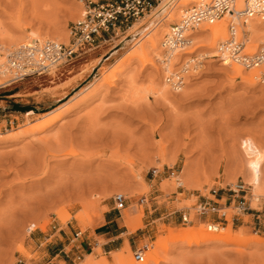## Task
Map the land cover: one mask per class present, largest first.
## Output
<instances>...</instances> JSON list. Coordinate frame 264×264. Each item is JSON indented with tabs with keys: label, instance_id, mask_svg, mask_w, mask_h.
I'll return each instance as SVG.
<instances>
[{
	"label": "rangeland",
	"instance_id": "1",
	"mask_svg": "<svg viewBox=\"0 0 264 264\" xmlns=\"http://www.w3.org/2000/svg\"><path fill=\"white\" fill-rule=\"evenodd\" d=\"M101 1L0 0V34L7 42L17 35L29 39L27 34L35 32L38 38L67 44L71 23L83 17L89 2ZM152 15L49 74L0 85V264H47L52 251L59 254L56 260H65L60 264H87L92 258L95 264L103 258L113 264V254L127 247L124 264L131 259L142 263L134 252L140 250L145 258L156 249L154 242L167 227L179 231L209 223L217 229L229 225L260 240L248 245L176 241L148 264H264V193L255 201L246 180L243 152L249 140L264 152L261 73L253 77L257 79L254 85L236 77L231 66L224 67L222 55H208L203 39L191 33L190 44L175 47L169 56L174 72L182 74L180 87L166 85L169 75L164 59L172 51L161 44L177 20L161 31L158 47H143L148 44L145 40L140 41L142 47L134 45L146 28L156 24L154 18L160 21L164 13ZM142 49L152 64L140 61ZM6 50L0 47V54ZM190 62L192 69L187 67ZM251 68H244V76ZM108 75H114L110 83L105 81ZM56 109L65 114L52 126L35 133L25 131L26 124ZM88 131L103 137L85 144ZM60 148L62 152L74 150L90 161L62 158ZM94 173L100 174L103 179L97 181L102 182L96 187L82 185ZM76 175H85L80 177L81 184ZM175 177L183 182L182 188L177 187ZM70 180L83 189L76 190ZM234 183H242L245 192L233 202L229 187ZM117 194L127 198L120 211L113 200ZM210 200L223 208L229 218L226 222L218 220L216 213L195 212L198 202ZM237 206L244 209L238 211ZM188 210L192 222L184 223L181 214ZM106 213L118 219L120 231H130L127 217L139 229L131 247L125 233L118 250L104 251L105 239L94 232L99 234L96 226ZM79 214L89 217V226L77 218Z\"/></svg>",
	"mask_w": 264,
	"mask_h": 264
},
{
	"label": "built area",
	"instance_id": "2",
	"mask_svg": "<svg viewBox=\"0 0 264 264\" xmlns=\"http://www.w3.org/2000/svg\"><path fill=\"white\" fill-rule=\"evenodd\" d=\"M164 1L165 8H172L183 0H104L89 2L81 19L71 23L69 27V41L67 44L57 43L50 39H34L28 44L21 43L0 54V73L10 75L9 83H14L30 75L49 74L60 65L72 58L85 54L97 47L100 43L108 42L118 33L129 29L138 21L154 12ZM229 15L227 27V40L222 47H234L233 54L240 55L249 41V32L240 29L239 23L245 25L248 19L258 18L264 23V0H198L188 4L182 9L179 19L171 24L170 33L166 34L162 47L171 51L176 46L189 45L192 40L191 33L196 31L200 24L211 22ZM258 57L264 58V44H261ZM242 57V56H241ZM245 57V56H244ZM243 63V61H242ZM247 67H251L247 64ZM264 81V73H261ZM157 174V171H154ZM177 187L182 188L180 180ZM230 196L234 198L245 192L242 183H234L229 187ZM222 199V198H221ZM115 209L120 211L126 206L127 198L117 194L113 198ZM145 200H143L144 202ZM238 211L244 208L235 207ZM198 214L216 213L217 219L227 221L223 208H217L216 203L200 201L195 206ZM184 223L192 222L190 211L181 214ZM215 227V224H208ZM78 235V234H77ZM134 258L142 261V252L136 250Z\"/></svg>",
	"mask_w": 264,
	"mask_h": 264
},
{
	"label": "bare ground",
	"instance_id": "3",
	"mask_svg": "<svg viewBox=\"0 0 264 264\" xmlns=\"http://www.w3.org/2000/svg\"><path fill=\"white\" fill-rule=\"evenodd\" d=\"M195 1H198V0H183V1H181L180 3H178L176 6H174L172 8H165V7H163L164 6V1H163L157 7V9L154 12H152L153 15H155V14L163 11V13H164L163 19H161L159 21V19L154 18V21L156 22V24H153L151 26L149 25L150 27L146 28L145 32L139 37V39H137L135 41L134 45L135 44H140L139 47H142V44L140 43V41L145 40V41L148 42V44L146 43V45L143 46V47H152V48L158 47L159 44L161 43V37H160L161 36V34H160L161 31L164 30V29H168V28H166V26H168V23L171 22V21L178 20L179 17H180V15H181V13H182V9L184 7H186L188 4H190L192 2H195ZM241 1L242 0H238V5L241 4ZM152 13L150 15H152ZM228 19L230 20V17H229L228 14H226L221 19H216V20H213L211 22H204V23L200 24L199 27H198V29L196 31L192 32V33H197V37L203 39V41L205 42V44H202V46H205L206 48L208 47V50L209 51L208 52L206 51L208 55H213V56H214V54L222 55V60H223L224 67L225 66L226 67L227 66H231V69L233 70L232 72H234V75L236 77H241L242 79L247 80L251 84L254 85V84L257 83V81H256L257 79L255 80L253 77L255 76V77L258 78V76H259L260 73H264V58H260L257 55L258 52H259V49L262 48L261 47V44H264V23H262V21L259 20L256 17L251 18V19H248L247 20V23L245 25H242L241 23H239L240 29L249 32V41L246 44V47L248 48V50L245 51V52H243L240 55H234L233 54V51H232L234 47H222V45H221L222 42H224L225 40H227V37H228V34H227V30H228L227 27H228V22H229ZM158 21L160 22V24H159ZM22 28H23V26H22ZM5 33H8V32H5ZM34 33L35 32H29V34H27V37L28 36H31V38H29V39L28 38L27 39H24L23 35L20 36V37H18V35H17V38H13V39L11 38V39H9V41H7L8 43L6 42V40H8V39H6L5 37H3V34L1 33L2 36L0 34V37H1L2 42L0 41L1 42L0 43V47H3V48L5 47L7 49L8 48L11 49V46L14 47V44H16V42H18L19 40H22V41L24 40L23 43L24 44H28V43L32 42L34 39H46V38H38V37H36L38 35L36 34V36H35ZM168 33H170V31ZM168 33H166V34H168ZM7 35H5V36H7ZM32 35H34L35 37H32ZM63 37H64V35H63ZM58 39H60V38L58 37ZM64 39H65V37H64ZM52 41L57 42V43H60L57 40L56 41L55 40H52ZM62 41H64V40H62ZM163 41H164V38L162 40V44L161 45H164L163 44ZM5 42L7 43L6 45H4ZM142 43H143V41H142ZM176 47H182V46H179L178 45ZM174 49H175V47H174ZM173 52L174 51L170 52L167 55V57H166L167 59H164L166 61L164 63V65H163V66H165V70L164 71L166 72L165 74H168L169 75L168 76L169 81L168 82L165 81V83H166V85H171L172 84L174 86V88H179L180 87V77H181L182 74H178L177 72H174V70L172 69L171 59L169 58V56L171 57L173 55ZM141 53L143 54V56H142V58H140V61L143 62V63L146 62V63L152 64L151 60L148 59V57H146L147 55L144 56L146 52L143 49L141 50ZM2 54L5 55L6 54V51H4ZM157 55H158V53H157ZM237 58H239L238 60L241 61V62H238ZM172 59H174V58H172ZM242 61H243V63H242ZM192 62L194 63V61H192ZM190 63H189L190 66L188 65L187 67H189L190 69H192L193 66L191 67V65L193 63H191V64ZM235 63H237V64H235ZM247 64H250L252 66V68L250 69L251 72H249V74H247L248 76H244V68L247 67ZM195 67H197V66L195 65ZM228 69H229V67H228ZM0 72H2V71L0 70ZM9 76L10 75L7 74V73H0V85H3L5 83L9 84V81H10V77ZM7 77H9V78L7 80H4ZM113 78H114V75H108V76H106L105 77L106 83L107 82L110 83V81L114 80ZM135 93H136V96H137V94L139 93V91L138 92H135ZM73 107L74 106L70 107L67 110L70 111ZM68 111H66V112H68ZM64 114H65L64 111H60V110L56 109L53 112H51L50 114H48L47 116L42 117L40 120L33 121V122H30V123L26 124V127H24L25 128V131L26 132H29V133H35V132L43 131L44 129H47L48 127L52 126ZM106 135H108V134H106ZM101 136L103 137V135H101V133H99V132L88 131L87 132V138H88V140L87 139L86 140L84 139L85 141H83V143L86 142L85 144H88L87 142H92L91 140H95V139L101 138ZM113 137H111V138L113 139ZM117 137H119V136H117ZM59 140L60 139H58V141L57 140L56 141L59 142ZM116 140L117 139H115L114 143L115 142H118ZM118 140H120V139H118ZM98 141H100V140H98ZM110 141L113 142V140H110ZM100 142H102V141H100ZM242 145H243V143H242ZM255 145L256 144H253V142H251L250 140L248 142L247 141L244 142V151L243 152H245L244 155L245 154L247 155V158H246L247 161L245 160L246 161L245 163H247V164L246 165L244 164V166H246V173H245V175H246L247 184L249 186H252L254 199H255V201H258L259 200V197L261 196V194L264 193V192H262V191H264V172H262V170H264V169L261 170V165H262V163H264V154H262L264 152H262L261 150H259ZM115 146H117V145H115ZM210 146H211V144H210ZM54 151L56 153L58 152L56 150H54ZM62 151H63L62 148H60L59 149V153H61V154H59V156H61L62 158L63 157H74V158L77 159L78 157H81V160L84 163L90 161V160H88L89 157H88V159L85 157L86 159L84 158V160H87V161H84L83 158H82V156H85V155L82 154V156H81V154H79L78 152H76L74 150H68L66 152H62ZM86 154L89 155L91 153L88 152ZM92 156H94V155H92ZM92 156H90V158ZM244 157H246V156H244ZM57 158H60V157H57ZM116 159H117V157H116ZM29 162H31V161H29ZM39 162H41V161H39ZM32 166H34V165H32ZM40 166L42 167V163L40 164ZM37 167H38V165H37ZM37 167H35V168L38 169L39 167L38 168ZM83 167H84V165H83ZM36 169H33V167H32V171L33 170H36ZM85 169H83V170H85ZM42 170H44V169H42ZM30 171H31V169H30ZM97 173H99V172H97ZM93 175L91 176L92 177L91 178L92 180H89L90 178H88V176H87L88 179L86 180V177H85L84 178L85 179L84 182L83 181H80V180H82L80 177L83 178V176H85V175H83V176L76 175V176H79V179L75 178V176H73L72 178H74L75 180L77 179V182H79L80 184L83 182L82 185L86 184L87 187L89 186L88 184H91V186L92 185H95V187H96L97 186L96 184H100V182H102L101 180L103 178L98 177V175H100V174H97V176L94 175L95 177ZM106 175H104V176H106ZM63 177L62 178L64 180L62 178H60V181L63 180L66 183V180L65 179L67 177L66 176H63ZM106 177H110V175H107ZM97 178H100L101 180L98 182L97 181ZM136 178H138V177H136ZM178 178H180V177L178 176ZM178 178L175 177L174 179L176 180ZM70 182H71V180L69 181V184H70ZM73 182H71L72 185H73L72 187H74L75 184L76 185L79 184L77 182H75L73 184ZM61 183H57V184L58 185L59 184L61 185ZM180 183L182 184V186H184L183 185V182L181 180H180ZM67 184L68 183L65 184L66 185L65 187L68 189L70 185L67 187ZM82 185L80 187H79V185H77L78 187L76 186V190L78 188H82L83 189L84 186H82ZM63 186H64V184H63ZM91 186H89V187H91ZM54 187H56V186H54ZM55 189H57V188H55ZM62 189L63 190H67L64 187ZM93 189H95V188H93ZM72 190L73 189H71L70 193L72 192ZM66 192L68 193V191H65V193ZM61 193H63V192H61ZM134 194H136V193H132L131 196H133ZM262 195H264V194H262ZM54 196H56V195H54ZM59 198H61V197H59ZM254 205H252V207H255ZM128 208H126V210ZM77 218L80 219L81 221H83V225L84 226H89V217H86L85 219H83L82 218V215L79 214V216L77 215ZM226 219L227 220L229 219L228 216L226 217ZM125 225H126V227L130 231H134L135 230V228L131 224V219L129 217L126 218ZM201 227L204 228L206 226H204V227L201 226ZM202 228L190 227V228H187V229H183V230L177 231V230H175V229H173L171 227H167L165 229L166 231L164 232L165 234L163 235V237L159 238L157 241L155 240L154 244H155L156 249L151 250L150 252H147V254L145 255V258L144 257L142 258V260H143V262L141 261L142 263L136 262L133 259H131V260H129L127 262V264H148L151 260L157 259V256H158L159 251H165L166 249H168V247H170L169 246L170 243L176 242V241L183 242L186 245H190L192 243H200V242H209V243H214V244L235 243V244H239V245H248V244H251V243H254V242L260 240V237L257 236V235H254V236H244L241 229L232 230L229 225L227 227H225V228L217 229L216 227H212V226H210V225L207 224V227L206 228H204V229H202ZM128 251H129V248L127 247L124 250L115 252V254H113V256H112L113 257V264H122V263L124 264L125 255H126L125 253H127ZM92 261H93V258H92ZM92 261L89 260L87 262V264H95V261H93V262ZM96 264H112V263L108 262L106 259L103 258V260L101 262H98Z\"/></svg>",
	"mask_w": 264,
	"mask_h": 264
},
{
	"label": "crops",
	"instance_id": "4",
	"mask_svg": "<svg viewBox=\"0 0 264 264\" xmlns=\"http://www.w3.org/2000/svg\"><path fill=\"white\" fill-rule=\"evenodd\" d=\"M100 46V44H99ZM10 95H7L6 97H8ZM222 197V196H220ZM93 224V223H92ZM122 225H120L118 219L111 213H106L103 217V221L100 222L97 226H96V230L100 231L99 234H97V232L95 233L96 237H103L105 239L104 244L102 245L104 247V251H108V252H112V251H116L120 248L119 246V242L122 238L123 234H127V243L128 245L131 247V239L135 236L138 235V233L140 232L139 229L135 230L134 232H125L123 230H119V228H121ZM144 235V234H142ZM120 244H124V241H121ZM51 261H49L47 264L53 262L54 260L57 259L58 257V253H55L54 251H52L51 253ZM61 262L65 263V260H56V264H60Z\"/></svg>",
	"mask_w": 264,
	"mask_h": 264
}]
</instances>
